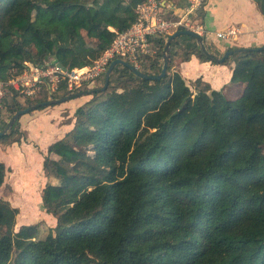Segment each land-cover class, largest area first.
Wrapping results in <instances>:
<instances>
[{
    "label": "trees",
    "instance_id": "1",
    "mask_svg": "<svg viewBox=\"0 0 264 264\" xmlns=\"http://www.w3.org/2000/svg\"><path fill=\"white\" fill-rule=\"evenodd\" d=\"M143 1L0 0V77L25 61L93 63L116 35L110 27H130ZM83 31L100 38L96 47ZM168 36L152 38L156 54L139 67L146 74L161 72ZM177 47L184 59L210 60L181 35L161 79L116 66L108 89L78 107L73 128L49 146L41 195L57 223L46 237L39 223L16 230L19 209L0 196V264H264V50L225 60L235 62L231 82L245 85L229 99L201 78L192 90L173 68ZM8 93L0 113L10 119L50 99L44 88L26 104ZM72 93L63 82L56 95ZM19 123L0 143L20 139ZM5 171L0 163V187Z\"/></svg>",
    "mask_w": 264,
    "mask_h": 264
},
{
    "label": "crops",
    "instance_id": "2",
    "mask_svg": "<svg viewBox=\"0 0 264 264\" xmlns=\"http://www.w3.org/2000/svg\"><path fill=\"white\" fill-rule=\"evenodd\" d=\"M158 1L160 12L169 18L181 16L186 5V0ZM201 9L204 15L198 16L197 21L205 29L206 34L202 36L214 53L223 54L236 47L264 45V13L259 9L255 0H204ZM228 28L237 29L238 33L229 39H222L217 35L219 31ZM110 29L116 30L114 27ZM83 34L88 45L92 47H96L100 42L98 37H89L85 31ZM176 50L183 52L185 49L177 47ZM174 61L173 68L181 73L189 86L201 78L209 89L222 90L229 99L240 96L245 88L244 84L231 82L234 61L217 63L212 60H203L195 52H192L187 59H178L176 56ZM91 95L77 96L22 115L18 119L20 139L10 144L0 143V163L6 167L4 182L0 187V196L9 201L13 207L19 209L18 205H13L17 190L32 189L37 182L43 186L40 188L36 202L40 201L43 205L41 194L49 181L44 170V159L48 148L73 128L76 110L89 100ZM21 213L19 210L17 226L27 224H19V222H28L33 219L32 216Z\"/></svg>",
    "mask_w": 264,
    "mask_h": 264
},
{
    "label": "built area",
    "instance_id": "3",
    "mask_svg": "<svg viewBox=\"0 0 264 264\" xmlns=\"http://www.w3.org/2000/svg\"><path fill=\"white\" fill-rule=\"evenodd\" d=\"M203 5L204 0H186L181 16L169 18L160 12L158 0H144L138 6L136 21L125 30H114L116 35L112 43L93 63L62 69L55 62L39 65L25 61L24 68L19 74L8 80L0 77V107H4V100L10 90L17 91L24 98H33L43 88L49 94L58 92L63 82H66L69 90L91 89L100 84L115 59H123L139 68L147 58L156 54L153 37L160 34L169 35L170 32L180 29L206 34L203 26L197 21L198 12ZM237 33V29L228 28L219 31L217 35L222 39H229Z\"/></svg>",
    "mask_w": 264,
    "mask_h": 264
},
{
    "label": "water",
    "instance_id": "4",
    "mask_svg": "<svg viewBox=\"0 0 264 264\" xmlns=\"http://www.w3.org/2000/svg\"><path fill=\"white\" fill-rule=\"evenodd\" d=\"M181 35H189L194 37L197 40V43L199 45L200 51L201 53L207 57L208 59L217 62V63H223L225 62V60L231 56V55H236V54H241V53H248V52H252V51H261L264 50V45L261 46H251V47H236V48H231L227 51H225L220 57L216 56L215 54H213L209 48L207 47V44L205 43L204 37L193 31L190 29H180V30H176L173 33H171L167 40H166V44H165V48H164V55H163V59H162V69L161 72L156 74V75H150V74H146L145 72H143L140 68L136 67L135 65L129 63L128 61H125L123 59H115L111 62L110 66L108 67L106 73H105V77H104V84L98 88L95 89H85V90H81L69 95H65V96H61V97H53L50 98L47 101L44 102H38V103H34L32 105H29L19 111H17L10 119V121L8 122V124L5 126V128L3 130L0 131V136L1 135H5L10 129L11 127L15 124V122L24 114L31 112L33 110H36L42 106H47V105H53V104H58L61 102H64L66 100H69L71 98L77 97V96H81V95H87V94H93L94 92H103L105 90L108 89L109 86V81H110V76L111 73L113 71V69L118 66V65H122L125 66L127 68H129L131 71H133L135 74H137L138 76L145 78V79H161L162 77H164L167 74L168 71V64H169V60H170V49H171V43L172 41ZM54 62L56 64H58L59 66L62 67V69H67V67L61 62L58 61L57 59L54 60Z\"/></svg>",
    "mask_w": 264,
    "mask_h": 264
},
{
    "label": "rangeland",
    "instance_id": "5",
    "mask_svg": "<svg viewBox=\"0 0 264 264\" xmlns=\"http://www.w3.org/2000/svg\"><path fill=\"white\" fill-rule=\"evenodd\" d=\"M198 16L200 17L201 14L200 12H198ZM170 33H173V32H170ZM208 47V46H207ZM211 48V46H209ZM208 47V48H209ZM210 50V49H209ZM212 50V48H211ZM210 50V51H211ZM182 55L181 57L178 55L177 58H183L185 53H186V49L181 52ZM217 53V52H216ZM222 54L221 53H217L216 56L220 57ZM176 58V57H175ZM230 63V62H228ZM120 66V65H119ZM122 66V65H121ZM99 82V81H98ZM97 82V83H98ZM96 83V84H97ZM101 83V82H100ZM102 85L104 84V82L101 83ZM100 84V85H101ZM194 84V83H193ZM101 85V86H102ZM92 85L90 84V87ZM192 90H195V87L194 85L190 86ZM87 89V88H85ZM46 90V89H44ZM73 91L74 93L75 92H78V91H81L80 90H71ZM46 94L50 97V98H53V97H57V92H54L52 94H49V92L46 90ZM9 97V93H7V97L5 98V100ZM92 97V95H91ZM11 99V98H9ZM28 98H24L20 95V100L22 103L26 104V100ZM4 106V104H3ZM4 108V107H3ZM0 107V109H3ZM0 120H6V121H10V115L8 114V112L5 111V109L3 110L2 113H0ZM2 144V143H1ZM259 152L261 155L264 156V145H262L260 148H259ZM91 157V156H90ZM40 178V177H39ZM52 181H54L55 183L57 182L55 179H52ZM41 186H43L42 184H40L39 182H37V184L35 185V187H32V189H29V190H17L16 192V195H14V199H13V205H18L19 206V210L22 212L21 214L23 215H28V216H32L33 219L28 221V222H19L20 223H27V224H34V223H39L40 225V228H41V233H40V237H46L47 236V232H48V228L50 226H55L56 223H57V220L56 218L52 215V214H49L45 211L44 207L42 204H40V201L39 202H36V198H38V193L40 191V188ZM26 197H30L29 199H27ZM21 198V199H20ZM22 200V201H21ZM22 225H25V224H22ZM22 225H19L17 226L16 225V230H19V228L22 226Z\"/></svg>",
    "mask_w": 264,
    "mask_h": 264
}]
</instances>
